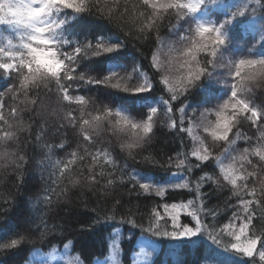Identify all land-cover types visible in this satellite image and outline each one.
<instances>
[{"label": "snow or ice", "instance_id": "snow-or-ice-1", "mask_svg": "<svg viewBox=\"0 0 264 264\" xmlns=\"http://www.w3.org/2000/svg\"><path fill=\"white\" fill-rule=\"evenodd\" d=\"M217 2L0 0V28L8 32L0 35V149H6L23 136L24 142L44 150V160L39 161L38 166L46 168L53 165L55 152L75 144V150L67 152L68 159L56 160L49 174V186L45 189L48 194L43 197L46 208L51 209L53 196L57 195L51 177L58 172L57 179L63 180L66 173L73 172L72 166L77 161L80 162L79 173L68 177L72 187L87 184L95 189L106 179L107 185L115 182L131 185L129 192L145 199H150L152 193L156 197H165L167 193L172 198L181 194L177 189H189L194 194L193 199L186 205L163 204L165 216L153 209L146 228L137 224V219L133 218L136 212L129 208L128 217H121V224L130 226L124 229L131 233L125 243L134 247L139 231L153 243H172L187 248L192 244L203 246L206 235L212 242L208 246L209 257L215 264H264V102L258 104L255 99L257 92L264 94V55L253 51L256 44L264 41V0H235L226 8L222 19L199 17L203 8ZM81 14L107 20L120 34L119 38L113 42L105 35L83 28L71 33L66 25L74 15ZM241 17L258 25L260 33L258 39L254 37L249 42L251 47L238 51L234 43V22ZM125 18H128L127 23ZM165 28L167 34L161 36ZM129 44L142 60L134 59L130 66L103 73L91 68L96 58ZM153 44L155 50H152ZM145 50L151 51L150 59ZM85 61L88 67H83ZM144 61H147L148 71H145ZM214 84L223 85L227 95L210 103L209 93L217 91ZM89 86L128 94L136 103L127 105L121 100L104 105L101 102L97 109V98L85 95L91 93ZM194 89H204L203 93H197L196 107L189 102ZM5 97L13 103L7 104ZM89 106L97 114L87 111ZM161 114L166 121L160 120ZM158 124L174 133L178 147L185 146V135L191 137L194 147L190 155L186 151H176L175 156L168 157L167 166L159 164L151 155L144 156L143 161L167 172L175 167L178 172L187 174L174 177L183 182H152L143 179L136 169L129 173L127 164L117 178L119 166L112 155L116 149L112 138L119 142L121 153L135 159L153 140ZM245 124L258 135L248 136L241 132ZM62 130L66 140L59 144L47 142L46 138L60 139ZM104 136H108L109 141H103ZM237 140L248 146L239 149ZM222 157L231 163L225 166ZM34 159V155L25 151H0V160L14 166L22 183L26 166L31 168ZM193 169L203 175L191 186L188 177L193 175ZM205 186L208 191L203 190ZM213 196L219 201L215 205L211 204ZM221 196L225 198L220 200ZM4 205L10 207L11 202L0 203V218L8 213ZM177 207L190 209L185 218L190 217L189 223L194 226L180 222ZM119 209H123V204L117 201L112 211L115 213ZM93 211L96 218L87 228L81 226L79 233L72 232L80 239L67 244H64L67 236L63 232L58 236L54 234L63 225H50L48 212L24 215L10 226L0 224V240L6 241L0 242V254L20 253L26 251L28 245L51 244L52 240L59 239L64 248L79 249L83 259L77 258L76 264H99L93 256L108 251L103 230L114 227L108 222L116 221V216L107 212L101 216L100 212ZM225 217L228 223L221 224L220 220ZM169 219L170 231L166 227ZM98 234L99 246L95 240ZM226 238L235 242L226 244ZM220 247L224 251H219ZM140 254L150 255L143 248ZM119 257V245L113 241L111 264H121ZM66 264H73V261L69 259Z\"/></svg>", "mask_w": 264, "mask_h": 264}, {"label": "trees", "instance_id": "trees-1", "mask_svg": "<svg viewBox=\"0 0 264 264\" xmlns=\"http://www.w3.org/2000/svg\"><path fill=\"white\" fill-rule=\"evenodd\" d=\"M129 3H135L136 0H128ZM235 3V0H218L214 5L205 7L208 15L211 18H216V20L223 18V13L226 8ZM143 11V9H141ZM125 23L128 22V18H125ZM66 28L71 33L77 32L80 28H83L84 31L96 32L97 34L105 35L115 42L119 38V33L114 28L113 25L109 24L107 20L99 16H88V15H74L72 19L66 25ZM124 31H128L127 28H124ZM3 32V33H2ZM234 32H235V48L236 50H247L251 47L250 41L254 37L259 38L260 29L258 25L252 24L250 20H247L245 17L239 18L238 22H234ZM7 35L8 32L3 31V28H0V35ZM167 34V29L161 30V36ZM254 43V41H253ZM156 45H152V50H155ZM253 51L256 54L264 55V41L260 44H256L253 48ZM145 55L150 59L151 51L145 50ZM142 60L140 54L136 49L129 44L128 46L118 49L113 53H109L103 57H98L95 59V62L91 65L93 70L99 71L101 73L107 72L110 70H115L123 68L125 65H131L133 60ZM146 67L145 71H148L147 61H144ZM83 67H88V62L85 61ZM83 67L81 70H83ZM131 72V67L128 69ZM151 74V73H149ZM95 75V73H93ZM2 83V79H0ZM214 88L217 89L215 93H209L210 103H215L225 92V87L223 85L214 84ZM91 93H85L87 96H93L97 98V103L95 108L99 109L101 102L104 105H107L109 101H124L127 105H132L136 103L134 98L128 96V94L113 92L112 90L105 89L101 86H89ZM2 91V90H0ZM88 91V89H85ZM204 89H194L193 96L189 97V102L193 107L198 106L196 103L197 93H203ZM260 92L256 93V101L260 103ZM7 104H12L13 101L8 97H5ZM7 104L5 108V113L7 112ZM179 105H177V108ZM87 111L93 112V115L97 114L93 111V108L89 106ZM179 113H177V117ZM87 118V117H85ZM27 120V118H25ZM161 121H166V117L161 114ZM187 126V125H185ZM241 132L245 133L248 136L258 135L255 133V130H249L247 124H245L241 129ZM155 136L151 143L146 146V150L139 153L135 159L127 157L126 153H121L119 149V142L112 138V142L116 143V149L112 152V155L116 158L118 168L116 169L117 178L120 176L121 171L124 168V165L127 164V171L130 173L133 169L138 171V174L146 180H150L156 183H182L183 179H174V177H179L181 175L187 176L186 173H180L175 167L172 168L171 172H167L164 169L158 168L156 165H147L143 161L144 156L151 155L159 164L167 166V161L169 156H175L176 151H186L189 153L194 147L191 137L185 135V146L183 148L178 147L179 141L174 140V133H171V130L167 127H160L158 124L154 129ZM47 139L49 143L59 144L62 140H66L67 137L61 134V138L57 140ZM103 141H109L108 136L101 138ZM70 142V141H69ZM210 142V141H209ZM44 141L41 142L43 144ZM237 145L239 149L247 147L248 145L244 144L242 141L237 140ZM107 146V144L105 145ZM75 150V144H72V148H66L64 151H57L52 156L53 165H49L46 168L38 166V162L44 160L43 152L44 150L33 144L24 142V137L21 136L20 140L14 141L10 144L6 151L9 153L25 151L29 154L35 156V159L32 161V167L27 168L24 172V182L22 183L17 177V174L14 172V166L9 161L0 160V203L4 200H9L11 206L4 205L8 209L7 216L0 218V224L11 225L14 221L22 218L24 215H40L42 212H48V222L52 224L63 225L62 228L55 230V235H59L61 232L67 236V239L64 240V244H67L68 241L75 242L76 239H80L79 236L74 237L72 232L79 233L81 226L87 228L88 223L91 220L96 218L95 212H100L101 216L107 212V214H115L116 221H109V224H113L114 227L106 228L103 230V236L108 243V251L104 252L103 255H94V261H108L109 256L111 255V245L115 241L119 245L120 250V260L121 264H133L134 255L140 249L141 242L146 239L144 235H140L137 231L138 239L135 241V246L133 247L130 244L125 242L131 238V233L125 231V227H130L127 225L121 224V217H128V209L131 208L133 212H136V216L133 218L137 219V224H142L143 227H148V216L149 213L156 209L160 212L161 216H165L166 212L163 208V204L167 203L169 205H186L188 200L194 198V194L190 192L189 189H177L176 192L181 193L180 195H174L172 198H169L168 194H165V197H156L154 193L151 194L150 199H145L143 196L137 198L135 192L130 193L129 189L131 185H123L119 182H115L113 185H107L106 179H102L100 184L95 187V189L89 187L87 184H81L78 187H72L69 183V175H76L80 171V162L77 161L73 165V172L65 174L63 180H58L57 176L59 173L51 177L52 181H55L52 184V187L55 188L57 195L53 196V205L51 209L45 207L43 202V197L48 193L45 189L49 186V174L53 171V166L56 160H67V152ZM91 150V149H90ZM111 151V149H109ZM117 153H120L118 156ZM83 154V153H80ZM14 159V157H12ZM193 163H195V158H190ZM223 163L225 164L227 159L222 158ZM255 162V161H254ZM45 163H47L45 161ZM175 164L176 162L173 161ZM63 165H60L62 167ZM99 171V169H97ZM107 172L108 170L105 169ZM205 171H211L210 169H205ZM215 172H219L218 166L215 167ZM203 175L202 172L193 169V175L188 177L191 180V186L195 185L196 179ZM111 178V177H108ZM148 182V181H142ZM208 191L207 186L203 189ZM227 194V193H226ZM225 194V195H226ZM225 197L221 196L220 200H223ZM117 201H120L123 204V209H119L113 213V209L117 207ZM219 201L216 196L211 198V204L215 205ZM235 203V201H232ZM137 206H139V211H137ZM180 216V222L185 223L183 219L186 215L183 213ZM230 215V213H229ZM142 216L143 219H139ZM221 224L228 223L227 218L220 220ZM167 230H171V220H168ZM71 230V231H69ZM118 230V231H117ZM111 234V236H109ZM14 238V237H13ZM156 238H153L155 240ZM96 245L100 244L99 234L95 237ZM204 245L200 246L199 244L189 245L187 248L176 245L172 243L161 244L157 243L155 249L150 250V263L149 264H215L213 260L209 257V248L211 241L207 239L205 235L203 237ZM0 242H6L0 240ZM226 244H230V239H225ZM63 245L60 243L59 239L52 240L51 244L37 243L35 247L28 245L26 251L20 253L5 252L0 254V264H15V261L19 260L20 264H37L33 263L36 261V254H41L48 252L55 248H60ZM212 247H217L212 245ZM74 255L79 259H83L79 255V249L75 251L72 250ZM219 251H224L223 247L219 248ZM228 258L231 259V254H228Z\"/></svg>", "mask_w": 264, "mask_h": 264}, {"label": "rangeland", "instance_id": "rangeland-1", "mask_svg": "<svg viewBox=\"0 0 264 264\" xmlns=\"http://www.w3.org/2000/svg\"><path fill=\"white\" fill-rule=\"evenodd\" d=\"M198 15L200 18L209 19V20H216L215 17L211 18L208 15L207 10H205V8H203ZM226 95H227V92H225L219 99L225 98ZM259 97H260V103L264 102V94L261 93L259 95ZM209 141H210V137H209ZM4 150H6V149H0V151H4ZM190 158H192V157H190ZM225 159H227V158H225ZM230 163H231V161L229 159H227L225 166L229 165ZM178 206H180V205H178ZM189 210L190 209H187V208L177 207L176 212L179 214V216H182L181 215L182 213H183V215H186ZM169 211H171V209H169ZM183 220L184 221L186 220L185 223H189L190 217L184 218ZM189 226L191 227L194 225L192 223H189ZM230 242H235V241L230 239ZM141 243L142 244L140 246V249L134 255L135 258H134L133 264H149L150 263V260H149L150 255L147 257H144L140 254V250H141V248H143L145 251L150 253L151 249H155L157 247V243H153L152 241H150L148 239H144ZM35 256H37V259L33 263H37V264H66V262L69 259H71L73 261V264H76V260L78 258L71 251V246H69L68 248H64L62 246L60 248L52 249L48 252L36 254ZM105 262H107V264H111L110 256L108 258V261L102 260V261H99V264H105Z\"/></svg>", "mask_w": 264, "mask_h": 264}]
</instances>
